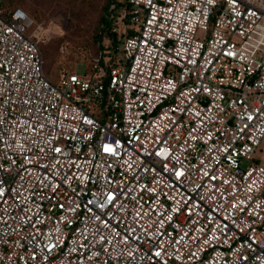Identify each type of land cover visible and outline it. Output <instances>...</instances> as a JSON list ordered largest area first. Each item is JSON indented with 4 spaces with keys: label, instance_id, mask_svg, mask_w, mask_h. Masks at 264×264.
<instances>
[{
    "label": "built area",
    "instance_id": "obj_1",
    "mask_svg": "<svg viewBox=\"0 0 264 264\" xmlns=\"http://www.w3.org/2000/svg\"><path fill=\"white\" fill-rule=\"evenodd\" d=\"M119 20L113 61L54 82L0 5V264H264V0Z\"/></svg>",
    "mask_w": 264,
    "mask_h": 264
},
{
    "label": "rangeland",
    "instance_id": "obj_2",
    "mask_svg": "<svg viewBox=\"0 0 264 264\" xmlns=\"http://www.w3.org/2000/svg\"><path fill=\"white\" fill-rule=\"evenodd\" d=\"M109 2L110 0H7L6 6H20L34 20L29 32L39 42L45 72L52 79H57L65 71L82 72L90 68L94 57L103 54L106 49L117 54L121 42L118 41L114 46L107 35L101 32V18L108 15L106 7ZM122 8L120 5L114 13V27L118 29V33H122L124 29L119 20ZM253 162L264 165V139L253 154Z\"/></svg>",
    "mask_w": 264,
    "mask_h": 264
},
{
    "label": "trees",
    "instance_id": "obj_3",
    "mask_svg": "<svg viewBox=\"0 0 264 264\" xmlns=\"http://www.w3.org/2000/svg\"><path fill=\"white\" fill-rule=\"evenodd\" d=\"M6 1L7 0H0V5L1 7H3L5 9V11L9 12L14 10L15 8H18L20 6H14V7H8L6 6ZM126 3V0H110L109 4L107 5L106 8H108V15H104L101 18V23H102V27H101V32L104 33L105 35H107V37L109 38V40L111 41L112 45L116 46L118 44V41L121 42L120 39V35L121 33L118 32H114L113 31V27L115 25L114 20H115V15L114 13L116 12V10L118 9V7L120 5L124 6ZM22 8V7H20ZM23 9V8H22ZM29 11H32L31 7H28ZM25 10V9H23ZM26 11V10H25ZM27 12V11H26ZM126 21L128 22V19H126ZM124 34V33H123ZM101 37V36H100ZM40 47V46H39ZM103 47V46H102ZM110 46H107V48H109ZM104 49V48H103ZM117 49V48H116ZM42 53V52H41ZM106 55L111 56V61L114 60L116 53H112L109 49L104 50V53ZM43 57V55H42ZM43 69H44V64H43ZM90 68L86 69L89 70ZM45 72V70H44ZM46 76L52 80V81H57V79H52L46 72H45Z\"/></svg>",
    "mask_w": 264,
    "mask_h": 264
}]
</instances>
